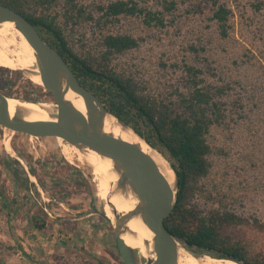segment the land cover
I'll return each instance as SVG.
<instances>
[{"label": "rangeland", "instance_id": "374dc122", "mask_svg": "<svg viewBox=\"0 0 264 264\" xmlns=\"http://www.w3.org/2000/svg\"><path fill=\"white\" fill-rule=\"evenodd\" d=\"M109 1L114 0H86L85 4ZM132 1L156 9L164 0ZM167 1L175 2V10L165 15L161 29L146 27L137 17L106 25L104 31L141 38L137 48L117 55L112 64L137 74L155 93L162 92L181 74L171 64L193 60L188 50L193 45L198 60L211 68L213 75H207V80L229 87L226 118L208 134L210 170L200 181L202 191L193 203L203 212L224 207L245 218L248 225L239 233L262 250L264 231L254 220L264 224V0H219L232 10L226 38L219 37L210 19V0ZM99 31L92 23L77 25L70 32L71 46L82 55L97 54ZM9 71H0V81L9 80L10 97L22 99L27 94L36 101L54 103L26 74ZM5 141L13 154L6 152ZM21 153L32 157L33 181ZM15 157L22 162L11 167L24 171L18 179L5 166ZM63 158L54 137L30 139L0 126V189L9 200L6 210L1 209L0 196V264H119L113 229L94 214L101 201L92 169L75 157L72 163ZM33 218L45 222L42 229L34 227Z\"/></svg>", "mask_w": 264, "mask_h": 264}, {"label": "trees", "instance_id": "16d2710c", "mask_svg": "<svg viewBox=\"0 0 264 264\" xmlns=\"http://www.w3.org/2000/svg\"><path fill=\"white\" fill-rule=\"evenodd\" d=\"M85 1L0 0V4L24 16L39 36L59 53L78 83L169 163L177 178V192L164 226L172 236L195 253H209L212 257L239 264H264V249L257 250L239 233L248 225L245 218L224 207L203 212L193 203L195 195L202 191L200 181L210 170L208 134L213 126L221 125L226 118L225 97L229 87L207 80V75L213 73L204 60H198V51L193 45L188 48L194 55L193 60L188 58L181 65L171 64V68L178 69L181 74L168 85V90L162 92L155 93L136 78L137 74L126 69L117 70L112 64L117 55L137 48L141 38L126 32L104 31L107 24L118 22L120 18L137 17L146 27L161 29L166 25L165 15L175 10V2L164 0L153 9L132 0L91 2L89 5ZM210 1V19L217 26L219 37L226 38L231 28L232 10L219 0ZM258 6L256 4L254 8ZM83 23H92L100 30L97 54L82 55L71 46V30ZM5 69L0 67V71L10 72ZM12 73L20 75L17 71ZM0 88L2 94L10 97L6 90L10 88L7 78L1 79ZM22 99L36 101L27 94ZM20 157L28 162L29 171L36 177L30 164L32 157L26 153H21ZM12 164H20L13 158L5 162L12 176L18 179L19 173L24 171L19 167L12 168ZM25 179L28 181L27 177ZM0 196L3 198L1 209L6 210L9 200L1 189ZM7 214L11 216L12 210H7ZM32 221L38 229L45 225L37 218ZM254 223L264 231V224L256 220ZM113 251L118 263L123 264L115 240Z\"/></svg>", "mask_w": 264, "mask_h": 264}, {"label": "water", "instance_id": "95a60500", "mask_svg": "<svg viewBox=\"0 0 264 264\" xmlns=\"http://www.w3.org/2000/svg\"><path fill=\"white\" fill-rule=\"evenodd\" d=\"M4 22L14 24L33 50L41 88L54 99V103H51L54 105V114L50 120L45 121L26 120L19 113L11 116L7 104L9 96L0 93V126L13 133L37 138L57 137L81 153L94 152L111 160L117 180L112 186L110 196L128 191L137 200L134 208L124 214H118L111 207L114 214L113 223L104 213L102 200L100 208L94 212L112 227L120 260L123 264H177L178 249L183 245L164 226V219L172 212L177 192V178L169 163L166 161L175 176L172 187L163 180L152 155L143 150L141 145L105 132V119L113 118L121 128L131 131L150 150L157 151L129 125L108 112L95 95L78 83L59 53L39 36L24 16L0 4V23ZM19 72L27 75L25 71ZM68 91L81 98L85 114L65 100ZM15 158L22 162L20 158ZM135 217H139L153 234L151 254L154 258H142L138 251L127 246L121 238V234L127 232V222ZM185 251L194 258H200L202 255L186 247Z\"/></svg>", "mask_w": 264, "mask_h": 264}, {"label": "bare ground", "instance_id": "6f19581e", "mask_svg": "<svg viewBox=\"0 0 264 264\" xmlns=\"http://www.w3.org/2000/svg\"><path fill=\"white\" fill-rule=\"evenodd\" d=\"M0 66H6L11 71H25L32 83L42 87L38 70L36 69L34 52L19 30L10 22L0 23ZM65 100L73 104L81 113L85 114L83 101L75 93L68 91L65 95ZM7 104L11 116L19 113L26 120H50L52 114H54V105L49 101H38L36 103L35 101L26 100L24 102L14 97H8ZM104 130L108 134L141 145L143 150L152 155L160 173L163 175V180L169 186H173L175 179L174 173L161 155L150 150L131 131L121 128L111 117L105 119ZM55 139L60 142L61 153L69 163H72L73 157H75L79 162L85 161L90 166L96 183V196L104 202V213L112 223L114 222V214L111 207L118 214L127 213L134 208L137 200L130 192H118L110 196L112 186L117 180V174L113 169L111 160L103 158L94 152L81 153L74 146L69 145L60 138L56 137ZM4 146L6 152L13 154L8 141H5ZM31 180L33 181V176H31ZM126 227L127 232L121 234V238L125 244L138 251V254L142 258H154L151 254L153 234L142 220L139 217L132 218L127 222ZM183 247L181 246L178 249L177 264H237L231 260L219 259L205 254H202L200 258H194Z\"/></svg>", "mask_w": 264, "mask_h": 264}, {"label": "built area", "instance_id": "2783aa9c", "mask_svg": "<svg viewBox=\"0 0 264 264\" xmlns=\"http://www.w3.org/2000/svg\"><path fill=\"white\" fill-rule=\"evenodd\" d=\"M33 138L32 136H30V139ZM35 139H38L37 137H34Z\"/></svg>", "mask_w": 264, "mask_h": 264}]
</instances>
